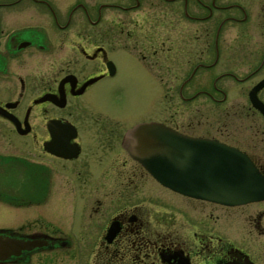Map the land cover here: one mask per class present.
<instances>
[{"label": "flooded vegetation", "instance_id": "flooded-vegetation-1", "mask_svg": "<svg viewBox=\"0 0 264 264\" xmlns=\"http://www.w3.org/2000/svg\"><path fill=\"white\" fill-rule=\"evenodd\" d=\"M110 84L121 100L149 89L146 114L110 111ZM153 121L235 147L264 175V0H0V144L14 149L0 150V230L24 232L8 216L30 208L36 228H66L46 214L73 186L89 213L81 246L35 233L49 240L40 264H264V199L163 185L124 145Z\"/></svg>", "mask_w": 264, "mask_h": 264}, {"label": "water", "instance_id": "water-1", "mask_svg": "<svg viewBox=\"0 0 264 264\" xmlns=\"http://www.w3.org/2000/svg\"><path fill=\"white\" fill-rule=\"evenodd\" d=\"M124 145L158 181L177 192L226 205L264 199V175L246 153L228 144L190 137L153 121L129 129ZM4 233L0 230V261L49 245L39 236Z\"/></svg>", "mask_w": 264, "mask_h": 264}, {"label": "rangeland", "instance_id": "rangeland-1", "mask_svg": "<svg viewBox=\"0 0 264 264\" xmlns=\"http://www.w3.org/2000/svg\"><path fill=\"white\" fill-rule=\"evenodd\" d=\"M243 2H249V3H258L262 0H240ZM190 28L195 29L196 24L195 22H190ZM109 95L106 99L105 105L110 109V111L115 112L119 116H123L125 118V115L127 113H132V115L136 118L143 117L146 114L145 105L147 104L149 100V89H136L135 91H131V96L128 97L129 99L122 100L119 98V95L117 93V90L111 86H109ZM151 95V94H150ZM17 141H23L20 137H16ZM0 150L4 151H11L14 150L13 147L9 144H0ZM9 181L11 182V186L13 189H20L23 184L22 180L18 179L22 176V165L21 163L18 164V166H12L9 168V175H8ZM79 187V186H78ZM71 187L69 190L60 189L57 190L60 194H63L64 192L67 193L66 199L61 201H56V203H53L50 209L49 214H46L50 219L52 223H55L57 225H64L66 228H36L40 223H38L36 218L40 217L38 209L30 208V209H15L12 211V213L8 216V225L17 226L22 223H24L26 220H29L28 226L29 228H24V232L20 231H12L13 236H20V237H35L40 236L41 229L42 231L46 233H55V231H61L63 234L68 235L69 240L73 239L76 241L75 246H81L79 245V228L81 225H83V222L86 221V217H88L89 213H87L85 206L81 204L80 201V187ZM158 192L164 193L165 191H161V189L157 186ZM95 192V190H93ZM85 192V191H84ZM89 192V191H88ZM36 193V192H35ZM37 196L41 197V194L38 192L36 193ZM58 196V195H57ZM56 199L60 198L57 197ZM96 214V213H94ZM90 217L86 224L89 227H92L96 223L97 217L94 216ZM39 248L36 249L34 252H37L35 254H31L32 252H26L23 254V259H26L27 257H32V261L30 264H40L39 259L40 255ZM32 255V256H31ZM27 258V259H28Z\"/></svg>", "mask_w": 264, "mask_h": 264}]
</instances>
